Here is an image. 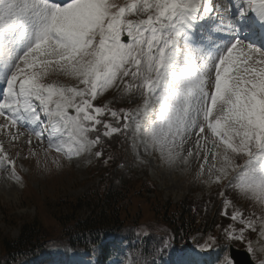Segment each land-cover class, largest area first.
<instances>
[{
    "label": "snow or ice",
    "instance_id": "obj_1",
    "mask_svg": "<svg viewBox=\"0 0 264 264\" xmlns=\"http://www.w3.org/2000/svg\"><path fill=\"white\" fill-rule=\"evenodd\" d=\"M113 90L140 102H103ZM116 135L169 168L195 163L220 188L223 237L264 264V0H0V171L21 182L9 149L36 155L33 138L71 160Z\"/></svg>",
    "mask_w": 264,
    "mask_h": 264
},
{
    "label": "rangeland",
    "instance_id": "obj_2",
    "mask_svg": "<svg viewBox=\"0 0 264 264\" xmlns=\"http://www.w3.org/2000/svg\"><path fill=\"white\" fill-rule=\"evenodd\" d=\"M103 102L117 108H134L140 100L137 97L129 104L127 96L122 97L113 90L105 94ZM0 140H4L7 146V140L3 136H0ZM125 142V138L120 135L105 138L102 157L84 154L71 160L54 151L45 153L42 149L46 148V142L42 145L35 138L32 139L31 147L36 155L30 154L27 143H17L16 147L10 148L11 154L15 155L17 151L20 153L16 169L21 182L9 179L6 172L0 171V241L3 237H17L20 226L35 219L40 222L45 238L50 239L46 242L52 246L37 258L31 259V264H44L46 261H52L46 264H125L126 260L132 264H144L142 260L147 254L158 253L157 249L162 248L164 240H167L168 244L173 240L182 241V237L174 232L171 225H179L175 215L179 213L180 206L184 205L192 211L191 219L187 222L195 223L194 233L190 236L194 244L203 245L211 235L217 237L213 247L220 249V256L228 252V243L244 246L247 250L245 243L226 240L222 228L217 227H227L232 221L220 214L223 204L218 195L219 186L213 189L215 195L212 202L206 203L203 195L209 193L211 185L196 178L195 163L188 171L169 168L160 162L157 154L145 153L141 148L137 155L136 150ZM127 167L135 173L130 179L124 175ZM124 178L129 180L124 181ZM109 180L118 181L109 189H113L121 199L120 227L125 235L123 242L129 245L130 252L122 249L118 252L115 263H102L99 262V251H92L88 259L82 251L76 252L61 247L63 242L57 239L61 228L54 216L61 214L62 216L58 217L60 219L71 218L77 213L80 216L87 215L88 206L96 203V199L98 200L108 186ZM226 195L233 201L234 206L244 201L234 196L231 190H226ZM79 198L83 201L76 203L78 210L72 209L71 212L68 204L73 205ZM248 214L247 212L245 215ZM165 217L169 224L164 220ZM205 222H213L212 228L203 229ZM197 225L198 228H195ZM247 235L254 245L261 242L258 233H254L253 238L252 233ZM142 249H145V252ZM188 255L189 253H181L183 262Z\"/></svg>",
    "mask_w": 264,
    "mask_h": 264
},
{
    "label": "trees",
    "instance_id": "obj_3",
    "mask_svg": "<svg viewBox=\"0 0 264 264\" xmlns=\"http://www.w3.org/2000/svg\"><path fill=\"white\" fill-rule=\"evenodd\" d=\"M114 172V170L112 171ZM133 175L129 176V179ZM128 178L126 181L129 180ZM117 182L112 181L104 193L96 199V203L88 206L89 210L86 211L87 215H77L68 218H60L62 216L56 215L54 219L57 225L61 228L60 234L57 239L63 242L61 247H67L73 251H84L90 253L92 248L101 243V251L105 256L110 247L107 243L103 242L108 236L118 233L116 230H121L120 223V203L121 199L119 194L109 189ZM83 201L81 198L76 200L73 205L68 204L70 211L78 210L76 203ZM67 206V204H66ZM178 214L175 218L179 220V225L172 224V228L177 235L182 237V242L189 243L188 238L194 233L195 223L188 224V219L191 215V210L184 205L180 206ZM166 223H170L167 217L164 218ZM212 223L205 222L202 226L203 229L212 228ZM189 226V227H188ZM199 225H197L198 228ZM186 239V240H185ZM40 222L35 219L27 221L20 226L19 234L17 237L8 238L3 237L0 241V264H31V259L38 257L41 253L47 251L50 245L46 242ZM185 240V241H183Z\"/></svg>",
    "mask_w": 264,
    "mask_h": 264
},
{
    "label": "water",
    "instance_id": "obj_4",
    "mask_svg": "<svg viewBox=\"0 0 264 264\" xmlns=\"http://www.w3.org/2000/svg\"><path fill=\"white\" fill-rule=\"evenodd\" d=\"M230 254L234 259L235 264H252L249 255L244 251H237L235 249H230Z\"/></svg>",
    "mask_w": 264,
    "mask_h": 264
},
{
    "label": "bare ground",
    "instance_id": "obj_5",
    "mask_svg": "<svg viewBox=\"0 0 264 264\" xmlns=\"http://www.w3.org/2000/svg\"><path fill=\"white\" fill-rule=\"evenodd\" d=\"M9 182V181H8ZM15 184V183H14Z\"/></svg>",
    "mask_w": 264,
    "mask_h": 264
}]
</instances>
